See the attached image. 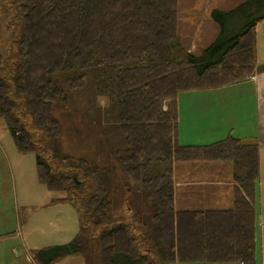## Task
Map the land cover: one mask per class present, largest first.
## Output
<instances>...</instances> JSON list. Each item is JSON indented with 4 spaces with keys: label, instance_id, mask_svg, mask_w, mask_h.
<instances>
[{
    "label": "trees",
    "instance_id": "1",
    "mask_svg": "<svg viewBox=\"0 0 264 264\" xmlns=\"http://www.w3.org/2000/svg\"><path fill=\"white\" fill-rule=\"evenodd\" d=\"M11 1L14 11L2 10L15 17L18 41L15 54L0 52V118L17 150L35 154L38 180L68 194L57 201L75 202L82 193L81 206L71 202L79 213L78 233L67 243L32 250L33 262L81 256L89 264H255L259 145L232 135L208 145H181L176 97L264 72L255 53L264 0L213 10L219 34L197 55L180 42L178 0ZM64 88L66 93L90 88L98 117L91 124L109 140L120 189L129 187L151 203V223H140L146 233L138 239L132 227L113 220V199L98 167L78 161L87 168H80L83 174L66 167L70 157L58 147L62 115L72 110ZM99 97L107 102L104 108L96 105ZM29 117L42 134L43 152L27 129ZM181 161L230 162L237 185L232 207L175 210L172 168ZM91 240L95 262L86 249Z\"/></svg>",
    "mask_w": 264,
    "mask_h": 264
},
{
    "label": "rangeland",
    "instance_id": "2",
    "mask_svg": "<svg viewBox=\"0 0 264 264\" xmlns=\"http://www.w3.org/2000/svg\"><path fill=\"white\" fill-rule=\"evenodd\" d=\"M178 1V20L180 26V19L184 10L192 6L195 0ZM218 1L223 0H202L203 4L201 7L208 8L210 4L213 5V2ZM11 3V0H0V52L6 53V55L16 53L18 41L17 33H15L14 29V26L17 24L14 20L15 17L7 14V11L5 14L2 10V7H5L6 10L9 9L10 12H13L14 8H11ZM232 3L234 5L239 4V0H224L221 6L227 7L228 5H233ZM212 23L215 22L210 13L208 20H202V28L211 31L213 27ZM216 26L218 25L216 24ZM218 34L219 32L208 45L216 40ZM208 39H210V36L205 41H208ZM64 91L66 93V88H64ZM90 94V88H85L81 92L66 93L68 104H70L72 110L62 115L61 120L63 119L64 126L62 135L58 139V147L61 153L70 157V161L67 162V168L76 169L77 172L79 170V173L83 174L84 171L80 168L85 170L87 168L80 166L78 161L82 163L86 162L85 166H87L88 161L90 168L98 167L99 173L103 175L106 188L113 199L111 212L113 220L126 224L130 228L132 227L131 231L138 239L146 233V230L140 223L142 225L146 223L144 225L146 227L151 223V203L139 199L136 192L128 189L129 187L125 191L120 189V168L118 164H115L110 154L111 145L107 143L108 138L99 135L97 127L91 124L92 120L96 123L98 117L94 106L92 108L93 102L90 99ZM193 96L197 95H183L181 100L186 105V98ZM106 103L103 97L96 99V105L101 106V108H104L107 105ZM168 104L169 102L167 101L163 102V109H167ZM182 106V102L178 103V109L181 111H183ZM31 122L32 119L30 117L25 118L27 129L34 135V141L40 152H43L44 143L41 141L43 139L42 134L32 128ZM50 157L51 155H49L48 159ZM180 164L182 163L174 164L175 168L184 166ZM213 164L230 167V163L224 161L213 162ZM202 165L208 166L207 164ZM53 167L56 168L57 166L53 164ZM82 176L86 177L84 178L86 181L87 179L89 182L92 181L91 176L88 178L87 174ZM126 184L128 185V181ZM128 186L131 187L130 184ZM81 194H78V196L76 194L77 198L75 197V202L73 200L68 202L57 201L60 198L67 197L68 194L66 192L49 190L38 180L35 154L30 152L22 153L17 150L11 134L6 129L4 119L0 118V240H3L0 241V264H35L31 257L32 250L67 243L74 238L79 231L81 223L79 213L76 210L77 207L71 202L81 206L78 199L81 197ZM70 198L74 199L72 195H70ZM255 205H257L256 209H259V203H255ZM176 209H180L178 205ZM141 228L144 229V232ZM94 242L95 240H91L90 243H87L86 249L89 256H93L92 260L95 262L94 257L97 253V246ZM55 264L89 263L87 257L71 256ZM170 264L199 263L172 262Z\"/></svg>",
    "mask_w": 264,
    "mask_h": 264
},
{
    "label": "crops",
    "instance_id": "3",
    "mask_svg": "<svg viewBox=\"0 0 264 264\" xmlns=\"http://www.w3.org/2000/svg\"><path fill=\"white\" fill-rule=\"evenodd\" d=\"M241 1L244 0H239V4ZM223 3L224 0L213 2V5L204 8L201 7L202 0H195L192 6L184 10L180 26L178 20L177 33L181 44L189 52L200 54L219 32V26L215 23H212L211 31L202 28V20H208L213 10L226 12L239 5L232 3L233 5L223 7ZM209 36L210 39L205 41ZM255 38L256 64L264 65V20L256 25ZM183 95L197 96L186 98L185 105L181 100ZM180 102L183 103V111L178 109ZM176 106L177 138L181 145L211 144L228 135L243 143L259 145V179L255 201L256 204L259 203V209L255 205V264H264V72L231 85L182 91L176 97ZM213 162L217 161L176 162L184 165L179 168H175L176 163L173 164L175 210H223L232 207L233 193L237 186L233 180L232 164L229 162L230 167L219 166ZM177 205L180 209H176Z\"/></svg>",
    "mask_w": 264,
    "mask_h": 264
},
{
    "label": "bare ground",
    "instance_id": "4",
    "mask_svg": "<svg viewBox=\"0 0 264 264\" xmlns=\"http://www.w3.org/2000/svg\"><path fill=\"white\" fill-rule=\"evenodd\" d=\"M215 263H219V262H215ZM240 264H243V263H240Z\"/></svg>",
    "mask_w": 264,
    "mask_h": 264
}]
</instances>
